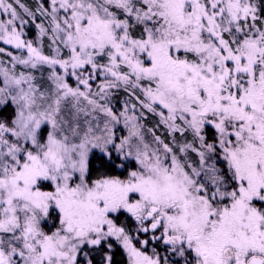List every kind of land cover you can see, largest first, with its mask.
<instances>
[{"label": "snow or ice", "instance_id": "obj_1", "mask_svg": "<svg viewBox=\"0 0 264 264\" xmlns=\"http://www.w3.org/2000/svg\"><path fill=\"white\" fill-rule=\"evenodd\" d=\"M0 264H264V0H0Z\"/></svg>", "mask_w": 264, "mask_h": 264}]
</instances>
